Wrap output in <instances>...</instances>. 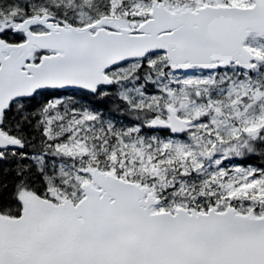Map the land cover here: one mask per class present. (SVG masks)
Returning <instances> with one entry per match:
<instances>
[{
  "label": "snow or ice",
  "instance_id": "1",
  "mask_svg": "<svg viewBox=\"0 0 264 264\" xmlns=\"http://www.w3.org/2000/svg\"><path fill=\"white\" fill-rule=\"evenodd\" d=\"M0 264H264V0H0Z\"/></svg>",
  "mask_w": 264,
  "mask_h": 264
}]
</instances>
